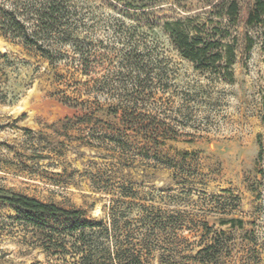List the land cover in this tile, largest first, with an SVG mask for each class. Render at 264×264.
Returning a JSON list of instances; mask_svg holds the SVG:
<instances>
[{"label": "rangeland", "instance_id": "rangeland-1", "mask_svg": "<svg viewBox=\"0 0 264 264\" xmlns=\"http://www.w3.org/2000/svg\"><path fill=\"white\" fill-rule=\"evenodd\" d=\"M220 1L0 0V191L93 220L113 209L137 264H264V22L245 24L253 0H235L234 25L215 18ZM49 2L79 43L43 34L39 49L2 24L12 13L31 33ZM185 19L234 39L232 80L178 55L162 26ZM35 101L82 116L51 121ZM125 107L167 133L128 130ZM76 238L0 199V264H73L69 248L45 249Z\"/></svg>", "mask_w": 264, "mask_h": 264}, {"label": "trees", "instance_id": "trees-1", "mask_svg": "<svg viewBox=\"0 0 264 264\" xmlns=\"http://www.w3.org/2000/svg\"><path fill=\"white\" fill-rule=\"evenodd\" d=\"M56 5L54 2H49L40 9L31 33L29 28L12 13H5V22L2 21V24L8 32L22 38L27 45H33L39 49L41 45H38V42L42 39L38 36L42 37L43 34L61 37L69 44L79 43L78 37L71 32L66 13L61 12ZM132 6L134 10L146 8ZM212 9L215 11V18H226L230 25H234L240 15V7L235 0H221L212 6ZM188 20L165 22L162 26L178 55L194 64L198 70L213 71L218 75H222L223 72L226 80H232L230 66L235 58L234 39L224 42L229 38L227 31L222 34L220 29L213 27L209 33H203L197 27H189ZM244 22L247 26H257L264 22V0L252 1L251 9L245 13ZM113 114L117 115L118 110H115ZM134 114L135 111L132 108L125 107L121 110V123L128 130L144 131L145 134L155 137L167 133V127L163 123L156 122L155 118H152L150 124L145 125L144 120L136 122ZM0 199L10 206L18 219L36 227L41 232L57 231L58 234L68 232V236L77 237L72 245L61 242L59 245H49L50 247L45 249L50 250L51 253H57L58 248L63 250L69 248L72 252L67 254L74 260L73 264H128L127 261L121 260L122 257H125L129 264L140 262L137 257L126 255L128 249L122 251L118 247V222L113 209L109 210L107 219L104 221L93 220L79 209L65 210L5 191H0Z\"/></svg>", "mask_w": 264, "mask_h": 264}, {"label": "water", "instance_id": "water-1", "mask_svg": "<svg viewBox=\"0 0 264 264\" xmlns=\"http://www.w3.org/2000/svg\"><path fill=\"white\" fill-rule=\"evenodd\" d=\"M28 110L36 116H41L51 121H61L75 117H81L80 111L66 107L56 101H35Z\"/></svg>", "mask_w": 264, "mask_h": 264}]
</instances>
